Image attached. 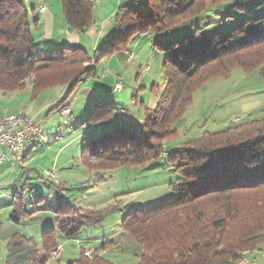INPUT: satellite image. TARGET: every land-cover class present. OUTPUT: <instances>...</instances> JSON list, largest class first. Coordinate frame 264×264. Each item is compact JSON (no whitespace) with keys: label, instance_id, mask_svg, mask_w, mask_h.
<instances>
[{"label":"trees","instance_id":"trees-1","mask_svg":"<svg viewBox=\"0 0 264 264\" xmlns=\"http://www.w3.org/2000/svg\"><path fill=\"white\" fill-rule=\"evenodd\" d=\"M60 1L70 30L83 34L95 25L94 0ZM255 1V11L234 22L228 31L208 36L197 28L193 34L184 32L178 39L158 45L165 56L166 85L156 110H145L142 126L127 128L118 123L84 142L82 163L96 171L142 165L166 153L179 176L170 185L177 196L173 202L136 210L123 221V231L142 250L140 264H237L264 251V117L244 122L235 119L236 124L204 133L171 156L165 151V143L177 136L175 125L183 119L195 93L208 82L241 69L257 71L264 83V13L258 12L264 0H133V4L118 7L112 17V39L93 57L80 46L45 51L34 39V27L37 30L40 23L31 17L28 0H0V91L23 89L33 78L34 96L53 84L65 87L69 96L84 75H95L97 63L125 51V43L133 37L180 30L210 14L213 6L228 5L224 9L241 13ZM55 68L62 74L49 81L47 73ZM62 109L71 113L67 105ZM105 175L97 172V181ZM50 179L64 187L63 182ZM61 187L56 228L42 231L41 246L25 234L15 233L2 264H48L50 253L60 247L59 235L73 239L85 227L102 224L106 214L114 211L75 206L63 197ZM19 195L14 196L11 215L16 224H21ZM80 251L81 256L69 264H113L103 255L86 256L84 247ZM256 258L253 262L257 263Z\"/></svg>","mask_w":264,"mask_h":264},{"label":"rangeland","instance_id":"rangeland-1","mask_svg":"<svg viewBox=\"0 0 264 264\" xmlns=\"http://www.w3.org/2000/svg\"><path fill=\"white\" fill-rule=\"evenodd\" d=\"M43 2L49 8L46 14L40 11ZM109 2L117 4L120 0H108L107 4ZM26 5L31 17L40 23L37 30L34 27L33 32L39 46L42 44L45 51H51L68 43L70 32L60 0H28ZM226 6L228 5L213 6L210 14L184 25L180 30L160 36L133 37L125 43V51L104 57L97 63L95 75L90 77L84 75L69 96L65 87H57L55 84L52 85L54 88L44 87L48 89H43L42 95L34 96L32 89L36 79L33 78L26 81L23 89L13 92L0 91V116L5 112L19 114L24 111L44 127L38 136L41 137L42 146L39 144L38 150L29 154L25 166L21 167L25 168V171L19 187L9 188L12 195L20 193L18 197H21L19 201L21 224L13 223L12 230L25 234L41 246L42 231L47 227L56 228L55 211L61 186L54 184L50 177L44 176L46 172L64 182V187H61L64 190L61 192L71 204L84 209L114 210L106 214L102 224L85 227L73 239L59 235L58 243L61 247L58 248L61 250L58 254L54 251L50 253L51 259L48 264H69L81 256V247L86 249V256L90 252L103 255L113 264H140L142 250L135 238L123 231V221L128 214L136 210L154 209L173 202L177 196L171 191L170 185L176 183L179 176L166 153L159 160L142 165L96 171L82 163L84 142L95 138L97 130L110 122L121 123L127 128L139 126L129 124L127 119L139 118L140 115L135 108L140 101H149L147 96L151 94L159 100L166 85V78L163 71L165 56L158 45L170 43L184 32L193 34L197 28L208 36L228 31L234 22L254 12L257 4L256 1L248 3L245 11L241 13L227 11ZM258 12L264 13V5L260 6ZM45 17H53L54 23L49 25L45 22ZM108 19L103 16V20H98L97 17L93 31L88 30L80 34L82 48L89 57H93L96 50L112 39L114 31L109 27L112 26L110 24L114 19L111 18L110 21ZM105 24L109 27L103 31ZM132 51H137V57L130 64L128 56L131 59L135 55ZM47 74L50 81L51 78L60 77L62 72L55 68ZM107 79H118L116 90L119 92L124 90L126 98L132 103L119 102L114 106L108 105L109 99L116 98L118 93L112 95L109 82H105ZM145 92L147 96L144 98ZM66 96L68 97L62 104L61 100ZM63 105L71 107L70 114L64 113ZM41 109L46 110L41 114ZM262 117L264 83L258 72L245 73L241 69H235L229 76L215 78L195 93L183 119L174 127L177 136L165 143V151L171 156L175 150L183 149L187 143L201 138L203 134L201 135L200 131L205 133L220 131L231 124H236L234 121L237 118H242L244 122L248 118ZM145 121L146 118L142 120ZM59 151L60 154L56 157ZM45 168L51 172H45ZM97 172L105 173V179L97 181ZM255 207L259 208L257 204ZM7 224V222L0 224V229L7 228L9 231L10 227ZM10 235L11 233L9 236H0L1 260L5 258L7 243L12 237ZM257 254L243 259L254 261Z\"/></svg>","mask_w":264,"mask_h":264},{"label":"crops","instance_id":"crops-1","mask_svg":"<svg viewBox=\"0 0 264 264\" xmlns=\"http://www.w3.org/2000/svg\"><path fill=\"white\" fill-rule=\"evenodd\" d=\"M114 1H117V0H114ZM137 1H140V0H137ZM94 2L96 4L95 13L97 14V11H98V15L95 14V18L97 19V17H98V20H103V16H106L107 18H109L108 21H110L111 18L114 16V12L117 11L119 6L124 5V4L125 5L133 4V0H120V3H117V4L111 3V2H109L107 4L108 0H106V1L105 0H94ZM42 5L47 6V4L44 2L42 3ZM42 7H40V11H41ZM48 12H49V8L47 6V10L45 12H41V13L46 14ZM106 20L104 22H106ZM45 22L48 23L49 25H52L54 23V19H53V17H45ZM110 26H111V24H110ZM108 27H109L108 24H105L103 31H106ZM109 28L111 30V27H109ZM92 29H94V26L92 28H90L89 31H93ZM69 32H70V34H68V38H67L69 41L66 45H68L69 47H78V46L82 47V44H81L80 38H79L80 34L78 32L72 31L70 29H69ZM109 34H111V32L108 33V35ZM132 52H134L135 55H134V58H131V59L128 56V60L130 61V64L133 63L137 57V54H136L137 51H132ZM106 81L109 82V84L111 86L112 95H114V93H118L116 95V98L109 99L108 104L114 106V105H117L119 102H122L123 104L124 103L125 104H131L132 103L131 100L126 98V96L124 94V90H122L120 92L116 90L117 89L116 88V82L118 81V79H116V80L107 79V80H105V82ZM146 94H147L146 92L143 94L144 98H145V96H147ZM147 97H148L149 101H146V100L140 101V103H142V104L139 103V105L135 108L136 112H138L140 115L139 118L127 119V122L129 124H137L140 126L144 125L145 122H142V120L145 118V110H151L152 111L157 107L158 102H159L158 97L155 98L152 94L150 96H147ZM146 102H148L149 104L146 105L145 104ZM45 110L46 109H41V111H40L41 114ZM239 120H240V118H239ZM117 124H118V122L117 123H111L110 122V123L104 125L103 127H101L100 129H98L97 133L102 132V131L112 130L116 127ZM213 132H216V131H213ZM199 133L202 135L205 133V131H200ZM40 138L41 137H38L35 141L30 142L26 145L25 150H24V156H23L24 160L15 159L13 157L12 152L10 150H8L7 148H4L2 151V153L5 156V160L0 162V224L7 222L8 223L7 225L10 227V230L8 231L7 228L0 229V236H9V234L11 233V235H10V237H11L15 233H17L15 231H13L11 228V225L14 223L11 220V215L13 213L12 210L14 209V206H12V205H13L15 194L12 195L11 191H9V188L12 187V188L17 189L19 187V184L21 182L20 179L23 176L24 171H25L24 170L25 168H21V167L25 166L26 160H27V157L29 156V154H33L38 150L37 146L40 144V141H41ZM40 146H42V144H40ZM62 149H63V147L61 148V150ZM60 151L56 155V157H58V155L60 154ZM44 170H45V172L46 171L51 172V170H48L47 168H45ZM58 178H59V176H58ZM60 182H63V181L60 179ZM63 184H64V182H63ZM83 243H85V242H83ZM255 257H257L256 260L258 262L263 263L264 251L259 252ZM107 259L109 260V258H107ZM2 261L3 260L0 259V263Z\"/></svg>","mask_w":264,"mask_h":264},{"label":"built area","instance_id":"built-area-1","mask_svg":"<svg viewBox=\"0 0 264 264\" xmlns=\"http://www.w3.org/2000/svg\"><path fill=\"white\" fill-rule=\"evenodd\" d=\"M46 6L42 7V12L46 11ZM64 113H68L65 109ZM237 118L236 120H238ZM14 123H23V130H14ZM44 129L42 124H38L35 119L26 117V119H19V114L0 116V162L5 160V156L2 153L4 148L10 150L14 158L22 160V149L32 137H37V132ZM45 175L50 176L56 182H59L56 177L51 173L46 172ZM59 249L55 254H58ZM88 257L92 256V253L87 254ZM244 264H261L254 263L253 261H243Z\"/></svg>","mask_w":264,"mask_h":264},{"label":"bare ground","instance_id":"bare-ground-1","mask_svg":"<svg viewBox=\"0 0 264 264\" xmlns=\"http://www.w3.org/2000/svg\"><path fill=\"white\" fill-rule=\"evenodd\" d=\"M41 12H42V9H41ZM6 111H8V110H6ZM4 115H12V114H11V113L9 114V113L5 112ZM26 117H29V116L26 115L25 112L21 111V112L19 113V119H26ZM238 121H240V120H237V122H238ZM14 130H23V123H14ZM42 132H43V129L39 130V131L37 132V137H38ZM37 137H32L31 140H29L28 142L35 140ZM28 142H27V143H28ZM25 147H26V145H25V146L23 147V149H22V160H24V159H23V156H24V150H25ZM15 159L18 160V158H15ZM58 250H59V248H58ZM58 250L56 249V251L54 250V252H57ZM92 254H93V253H92ZM243 261H250V260H248V259H243V260L239 261L237 264H244V263H242ZM254 263H256V262H254ZM261 264H264V262L261 263Z\"/></svg>","mask_w":264,"mask_h":264}]
</instances>
